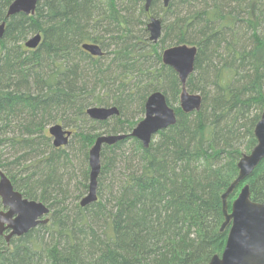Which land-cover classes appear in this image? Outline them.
<instances>
[{
  "label": "trees",
  "instance_id": "obj_1",
  "mask_svg": "<svg viewBox=\"0 0 264 264\" xmlns=\"http://www.w3.org/2000/svg\"><path fill=\"white\" fill-rule=\"evenodd\" d=\"M12 1L0 0V170L50 213L8 243L0 235V264H208L220 255L221 195L256 145L264 107V0H153L148 11L144 0H38L33 14L7 17ZM157 15L154 43L146 24ZM37 33L40 44L26 48ZM177 45L197 49L185 88L201 106L191 113L176 105L181 84L161 60ZM156 91L175 125L148 148L130 136L104 145L97 200L82 207L96 137L130 133ZM91 106L119 114L94 121ZM53 124L71 131L63 147L52 144ZM245 182L250 199L264 202V160Z\"/></svg>",
  "mask_w": 264,
  "mask_h": 264
},
{
  "label": "water",
  "instance_id": "obj_2",
  "mask_svg": "<svg viewBox=\"0 0 264 264\" xmlns=\"http://www.w3.org/2000/svg\"><path fill=\"white\" fill-rule=\"evenodd\" d=\"M38 0H13L7 9V17L23 13H34ZM153 0H144L145 10ZM170 0H163L164 7ZM149 40L156 43L161 36V20L150 17L146 24ZM5 31V22H0V39ZM42 36L37 33L24 42L28 49H35L41 42ZM82 49L92 56H101V47L93 43H85ZM197 49L194 46L177 45L164 49L161 54L162 63L171 67L177 74L181 84L179 107L184 113L198 111L201 106V96L189 93L185 84L193 73ZM86 115L94 121H105L119 114L116 106H91L85 111ZM176 114L174 109L166 102L161 91L151 93L144 104V118L140 120L128 134H100L96 137L89 149L88 164L89 184L87 194L80 200V205L86 206L97 200V178L100 173V153L104 145H113L130 136L139 140L144 148H148L152 137L159 131L175 125ZM54 147H63L68 143L71 131L61 124H53L48 128ZM256 145L248 154L238 160L236 166L238 174L221 195L222 213L224 222L220 230L229 226L225 247L221 256L214 255L208 264H264V202L257 203L250 199L249 186L244 185L239 195L232 203L228 212L227 198L235 188L250 177L255 168L264 160V107L260 119L254 127ZM0 235L7 243L10 238L26 234L38 224L48 222L50 209L44 203L29 200L14 189L10 179L0 170Z\"/></svg>",
  "mask_w": 264,
  "mask_h": 264
},
{
  "label": "rangeland",
  "instance_id": "obj_3",
  "mask_svg": "<svg viewBox=\"0 0 264 264\" xmlns=\"http://www.w3.org/2000/svg\"><path fill=\"white\" fill-rule=\"evenodd\" d=\"M150 17H155V18H159L160 19V15H157V16H149L148 17V19L150 18ZM147 22H148V20H147ZM31 37V36H30ZM29 37V38H30ZM193 94H198V93H193ZM178 107H179V102H178V104H176ZM144 118V113L143 114H136L135 116H134V122H136V124L140 121V120H142ZM140 119V120H139ZM136 126V125H135ZM134 126V127H135ZM5 153H6V155L5 156H8L7 155V153H9L8 152V150L7 151H5ZM249 178V177H248ZM247 178V179H248ZM246 181V180H245ZM75 183V184H74ZM77 183L76 182H74L73 181V183H72V186H75ZM244 185H247L246 184V182L245 183H243V184H241V185H239V186H237L235 189H236V193H235V197H234V199H230V200H228V198H227V208H228V212H230L231 211V207H232V203L234 202V200L237 198V196L239 195V193H240V191H241V189L244 187ZM2 210V209H1ZM228 230H229V226H228ZM228 233V232H227ZM226 243V242H225ZM225 247V246H224ZM224 247H223V249H224ZM223 249H222V251H221V253H220V255H218V256H221V254H222V252H223Z\"/></svg>",
  "mask_w": 264,
  "mask_h": 264
},
{
  "label": "bare ground",
  "instance_id": "obj_4",
  "mask_svg": "<svg viewBox=\"0 0 264 264\" xmlns=\"http://www.w3.org/2000/svg\"><path fill=\"white\" fill-rule=\"evenodd\" d=\"M224 222V221H223ZM222 225V224H221Z\"/></svg>",
  "mask_w": 264,
  "mask_h": 264
}]
</instances>
